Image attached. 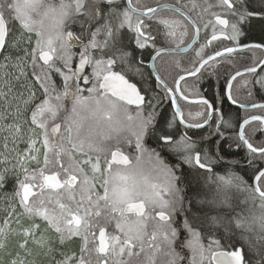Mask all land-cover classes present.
Listing matches in <instances>:
<instances>
[{
	"label": "snow or ice",
	"instance_id": "1",
	"mask_svg": "<svg viewBox=\"0 0 264 264\" xmlns=\"http://www.w3.org/2000/svg\"><path fill=\"white\" fill-rule=\"evenodd\" d=\"M0 264H264V0H0Z\"/></svg>",
	"mask_w": 264,
	"mask_h": 264
}]
</instances>
